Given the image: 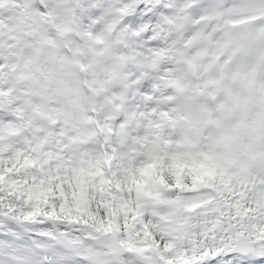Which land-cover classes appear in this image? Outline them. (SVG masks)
Returning <instances> with one entry per match:
<instances>
[{
    "label": "snow or ice",
    "instance_id": "6c2138e0",
    "mask_svg": "<svg viewBox=\"0 0 264 264\" xmlns=\"http://www.w3.org/2000/svg\"><path fill=\"white\" fill-rule=\"evenodd\" d=\"M0 264H264V0H0Z\"/></svg>",
    "mask_w": 264,
    "mask_h": 264
}]
</instances>
